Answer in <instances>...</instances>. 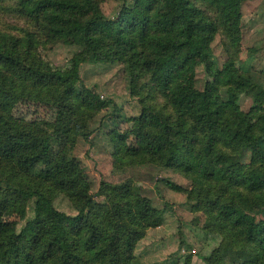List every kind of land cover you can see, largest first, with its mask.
<instances>
[{
  "label": "trees",
  "instance_id": "trees-1",
  "mask_svg": "<svg viewBox=\"0 0 264 264\" xmlns=\"http://www.w3.org/2000/svg\"><path fill=\"white\" fill-rule=\"evenodd\" d=\"M103 1L0 0L36 30L80 47L72 74L43 73L34 31L0 30V184L31 202V216L19 230L1 218L0 209V264H139L134 249L147 226L132 208L131 186L100 181L97 202L80 188L78 160L52 149L64 101L79 114L92 105L77 88L78 66L95 63L103 52L125 58L132 82L147 76L168 105L142 102L138 146H126L116 133L115 157L147 158L182 174L192 182L188 197L195 201L193 210L204 214V229L264 258V90L253 93L248 78L231 64L214 71L210 49L218 24L229 38H238L243 0H115L122 5L112 18L101 11ZM196 2L214 7L218 20ZM198 66L211 77L203 90L190 77ZM222 80L229 85L227 101L216 94ZM240 92L251 94L257 106L253 122L239 115ZM145 93L140 88L136 95L144 100ZM19 103L53 107L52 133L15 117ZM35 162L43 174L34 172ZM58 193L68 197L75 215L54 207ZM219 252L203 262L216 264ZM181 264H191L190 257Z\"/></svg>",
  "mask_w": 264,
  "mask_h": 264
},
{
  "label": "rangeland",
  "instance_id": "rangeland-1",
  "mask_svg": "<svg viewBox=\"0 0 264 264\" xmlns=\"http://www.w3.org/2000/svg\"><path fill=\"white\" fill-rule=\"evenodd\" d=\"M121 5L120 1L105 0L100 8L104 15L112 18ZM195 5L214 21L218 20L216 9L208 3L196 2ZM240 13L236 40L229 38L222 26L217 25L210 43L213 69L220 71L231 64L248 78L255 93L264 90V0H243ZM25 29L36 33L35 56L41 72L67 76L75 71L73 58L80 52V47L67 44L59 36L48 35L43 29H40L43 33L36 30L31 22L15 12L10 2H0V30L18 33ZM77 73V88L92 105L79 114L75 104L64 101L62 123L53 136L52 149L53 152L66 151L78 160L80 188L92 194L97 202L101 201L96 195L100 181L131 186L132 208L147 226L144 237L134 249L136 261L139 264H181L184 257L189 256L191 264H205L202 258L218 248L216 264H264L261 256L236 250L230 241L204 229V214L193 210L195 201L188 197L192 182L182 174L147 158L115 157L116 133L124 136L121 142L126 146H138L143 132L137 121L142 102L168 108L163 93L154 90L149 78L139 75L132 82L127 60L112 52H103L93 64H80ZM190 77L197 90H203L205 83L211 80L203 66L196 67ZM140 88L146 92L144 100L136 95ZM230 88L233 89V85ZM227 89L229 85L223 80L216 85V94L223 101L229 98ZM100 101L106 105L98 107ZM235 104L242 118L255 120L257 106L251 94H236ZM12 113L27 122H35L44 132L53 131L48 125L56 119L53 107L19 103ZM261 146L264 148V139H261ZM132 159L136 160L133 162ZM33 170L38 174L44 172L39 162H35ZM0 201L1 218L14 222L18 230L24 227L31 216V202L3 184H0ZM52 201L58 211L70 216L76 214L63 193L55 194Z\"/></svg>",
  "mask_w": 264,
  "mask_h": 264
}]
</instances>
